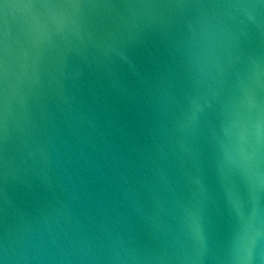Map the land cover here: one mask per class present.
I'll list each match as a JSON object with an SVG mask.
<instances>
[{
  "label": "water",
  "instance_id": "water-1",
  "mask_svg": "<svg viewBox=\"0 0 264 264\" xmlns=\"http://www.w3.org/2000/svg\"><path fill=\"white\" fill-rule=\"evenodd\" d=\"M0 264H264V0H0Z\"/></svg>",
  "mask_w": 264,
  "mask_h": 264
}]
</instances>
